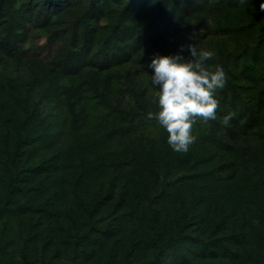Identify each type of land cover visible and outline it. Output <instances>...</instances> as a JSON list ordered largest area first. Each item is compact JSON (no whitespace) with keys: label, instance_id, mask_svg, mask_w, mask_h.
Masks as SVG:
<instances>
[{"label":"rangeland","instance_id":"374dc122","mask_svg":"<svg viewBox=\"0 0 264 264\" xmlns=\"http://www.w3.org/2000/svg\"><path fill=\"white\" fill-rule=\"evenodd\" d=\"M27 1L14 0V15ZM178 1H170L173 23L164 29L151 26L154 2L99 0L86 13L90 0H71L48 24L17 23L22 39L13 52L0 45V264H264V12L260 0ZM125 6L135 11L115 28ZM85 20L92 32L83 46ZM228 26L243 29H220ZM72 31L78 39L68 60ZM190 43L214 51L212 66L228 60L226 123L238 133L226 134V149L195 141L175 152L168 134L149 142L114 120L74 121L63 103L64 88L93 72L132 84L154 54ZM105 55L110 61L99 64ZM253 104L254 124L243 112ZM25 123L28 140L19 135ZM77 196L90 208L102 200L89 215ZM184 223L188 237L159 256L155 240L168 241Z\"/></svg>","mask_w":264,"mask_h":264},{"label":"trees","instance_id":"16d2710c","mask_svg":"<svg viewBox=\"0 0 264 264\" xmlns=\"http://www.w3.org/2000/svg\"><path fill=\"white\" fill-rule=\"evenodd\" d=\"M71 0H28L27 7L24 10L23 15H14L12 6L14 0H0V16L5 15L6 18L2 20V26L0 25V45L5 50L13 52L17 45L21 41V33L19 32L17 23H22L28 17L30 20H34L36 23L48 24L51 21L52 13L62 6V3L66 5L71 4ZM99 0H90L86 13L90 12L97 6ZM139 6L148 3H155V10L151 20V26L164 27V29H170L173 23V14H170V1L171 0H137ZM97 2V3H96ZM175 2H179L175 0ZM192 4L195 1L189 0ZM177 4V3H176ZM35 6V7H34ZM7 8V10H5ZM139 9V8H138ZM173 9V4L171 6ZM95 11V10H94ZM135 8L129 10L128 6L123 7L115 21V28H120L126 24L127 19L131 18L132 12ZM95 13V12H94ZM91 12V15H94ZM165 21V22H163ZM163 22V23H162ZM162 23V24H161ZM75 23V28L77 27ZM261 36L259 38L264 39V22H260ZM91 26L88 21L83 22V31L81 36L82 45H88L91 41ZM222 31L230 32L241 30V26H228L221 27ZM69 39L73 42L69 43L66 48V58L72 59V54L75 51L78 37L76 31H72ZM20 40V41H19ZM114 52H119V48H115ZM83 56V54H81ZM99 64L110 61L108 56H102L99 59ZM151 61V60H150ZM140 70H137L132 75V84H127L123 78L107 74L104 79L101 78L96 72L89 75L88 79L81 81L79 84L66 86L63 91V103L68 108L70 115L74 121H78L83 118H91L101 121H116L124 132L133 135H138L149 142H153L160 137L167 136V132L160 127L155 117L147 118V113L152 111L155 113L158 111V105L155 97L148 92L146 82L151 75V69L148 68V64ZM228 60L223 61L222 67H226L225 63ZM264 79V70L261 73ZM4 82L12 87H32L33 82L24 79L4 78ZM218 95L220 104L217 109V119L204 122L202 119H197L193 126V131L197 134L196 141L209 142L216 148L226 149L228 142L226 141L227 135L235 137L238 133V126L229 125L225 122L224 117H232V109L229 105L230 96L227 94V87L219 89ZM247 122L256 123L258 120V110L254 107V104L247 106L243 111ZM28 123V122H27ZM25 123L24 133H20V137L23 140L31 139L33 131ZM245 155L247 152H244ZM14 187L10 184L7 191V197H11ZM101 198H94L93 208L89 207L86 201L77 196V202L79 206L85 210L89 215L95 212L98 203ZM157 219V217H156ZM183 224L179 234L172 236L168 241L162 242L159 239L155 240V245L158 249L159 256L164 253L167 245L181 244L188 236L186 234V226ZM80 238V237H79ZM78 238V239H79ZM77 239V240H78ZM136 264H156V260H144Z\"/></svg>","mask_w":264,"mask_h":264},{"label":"clouds","instance_id":"9594fccd","mask_svg":"<svg viewBox=\"0 0 264 264\" xmlns=\"http://www.w3.org/2000/svg\"><path fill=\"white\" fill-rule=\"evenodd\" d=\"M259 10L264 12V0H260ZM213 58L212 49L190 43L175 53H156L148 64L151 75L145 86L155 97L158 111H149L147 118L157 119L175 152H187L195 143L193 126L198 118L204 122L217 119V91L225 87L226 74L222 66L209 64ZM229 119L230 115L224 117L225 122Z\"/></svg>","mask_w":264,"mask_h":264}]
</instances>
